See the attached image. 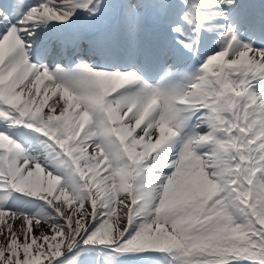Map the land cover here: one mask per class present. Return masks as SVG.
Returning a JSON list of instances; mask_svg holds the SVG:
<instances>
[{"label": "snow or ice", "instance_id": "1", "mask_svg": "<svg viewBox=\"0 0 264 264\" xmlns=\"http://www.w3.org/2000/svg\"><path fill=\"white\" fill-rule=\"evenodd\" d=\"M0 264H264V0H0Z\"/></svg>", "mask_w": 264, "mask_h": 264}]
</instances>
